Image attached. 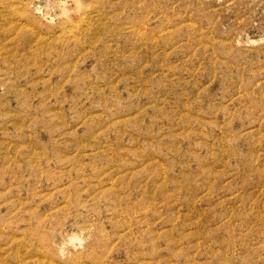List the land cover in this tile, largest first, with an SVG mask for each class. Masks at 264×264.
I'll return each instance as SVG.
<instances>
[{
  "label": "rangeland",
  "instance_id": "1",
  "mask_svg": "<svg viewBox=\"0 0 264 264\" xmlns=\"http://www.w3.org/2000/svg\"><path fill=\"white\" fill-rule=\"evenodd\" d=\"M0 264H264V0H0Z\"/></svg>",
  "mask_w": 264,
  "mask_h": 264
}]
</instances>
